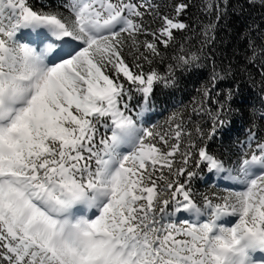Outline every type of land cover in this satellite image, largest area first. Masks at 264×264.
<instances>
[{
  "label": "snow or ice",
  "instance_id": "snow-or-ice-1",
  "mask_svg": "<svg viewBox=\"0 0 264 264\" xmlns=\"http://www.w3.org/2000/svg\"><path fill=\"white\" fill-rule=\"evenodd\" d=\"M188 7L0 0V264H264V139L253 121L228 167L207 143L231 124L234 90L214 93L230 67L213 66L191 114L145 124L156 88L199 71L214 39L210 23L201 48L178 42ZM245 60L264 76V41ZM201 167L226 173L225 194L196 200Z\"/></svg>",
  "mask_w": 264,
  "mask_h": 264
},
{
  "label": "trees",
  "instance_id": "trees-1",
  "mask_svg": "<svg viewBox=\"0 0 264 264\" xmlns=\"http://www.w3.org/2000/svg\"><path fill=\"white\" fill-rule=\"evenodd\" d=\"M50 2L55 4L57 0ZM152 2L160 5L166 12H171V6L176 3L189 4L183 19L190 28L184 33L177 34V40L180 43L186 42V46L193 51L201 48L204 26L215 23V29L211 32L214 39L203 46L205 54L202 60L203 67L197 72L180 75L179 84L175 89L157 87L148 105L149 111L145 113V124L149 127L152 125L166 127L165 121L169 115L184 106H189L188 114H191L190 106L193 99H199L198 89L211 83L213 66L215 65L216 71L222 75L225 74L222 70L230 67L226 78L217 83L214 93L220 92L223 98L225 90H234L232 111L228 114L231 124L224 134H217L215 139L207 141L209 150L224 160L225 166L228 167V161L234 160L235 154L243 150L248 129L252 127L253 121L257 126L254 130L258 137L264 139V120L259 118V113L264 111V102L261 100V97H264V76L261 75L259 61L249 65L245 60L249 41H255L257 44L264 41V5L259 2L253 4L250 0H152ZM206 3H212L213 8L206 9ZM217 4L220 5L219 20L216 19ZM164 67L161 65L160 70L163 71ZM130 106L139 110L143 102L133 94ZM195 124H199L205 132L211 127V121L206 115L192 114V122L188 127L191 129ZM197 171L198 176L192 180L191 187L198 202L204 195L212 197L213 194H225V189L232 184L224 178L226 173H210L204 167ZM187 216V213H177L173 219L179 221Z\"/></svg>",
  "mask_w": 264,
  "mask_h": 264
}]
</instances>
